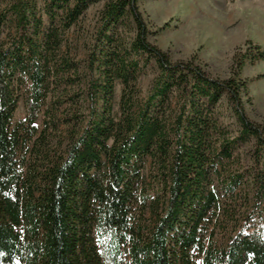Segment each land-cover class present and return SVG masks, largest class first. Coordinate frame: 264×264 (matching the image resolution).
I'll return each mask as SVG.
<instances>
[{
  "label": "trees",
  "instance_id": "1",
  "mask_svg": "<svg viewBox=\"0 0 264 264\" xmlns=\"http://www.w3.org/2000/svg\"><path fill=\"white\" fill-rule=\"evenodd\" d=\"M141 1L0 0V264H264L242 76L264 50L247 42L227 79L173 61ZM98 4L80 60L71 33Z\"/></svg>",
  "mask_w": 264,
  "mask_h": 264
},
{
  "label": "rangeland",
  "instance_id": "2",
  "mask_svg": "<svg viewBox=\"0 0 264 264\" xmlns=\"http://www.w3.org/2000/svg\"><path fill=\"white\" fill-rule=\"evenodd\" d=\"M141 11L154 32L151 41L168 53L173 61L196 58L214 77L227 79L231 76L234 55L239 49L246 50L247 42L264 50V0H143ZM103 4L93 6L81 24L71 33L73 54L84 60L83 39L94 27ZM166 23L167 30L158 34ZM241 50V51H242ZM149 69L139 80L145 94L154 78ZM242 76L251 80L250 96L253 104L248 107L250 118L258 123L264 120V61L247 64ZM122 86L115 89L114 114L120 117ZM23 103L15 116L19 122L25 118ZM43 116L37 122L42 129ZM62 132L66 130L62 127Z\"/></svg>",
  "mask_w": 264,
  "mask_h": 264
}]
</instances>
